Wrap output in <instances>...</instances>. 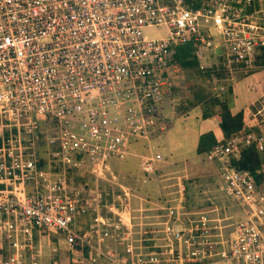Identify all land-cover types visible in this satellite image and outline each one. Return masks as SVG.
Here are the masks:
<instances>
[{
  "label": "built area",
  "instance_id": "obj_1",
  "mask_svg": "<svg viewBox=\"0 0 264 264\" xmlns=\"http://www.w3.org/2000/svg\"><path fill=\"white\" fill-rule=\"evenodd\" d=\"M157 26L167 34L143 35ZM186 43L198 56L220 52L227 72L251 68L264 51V0H0V264H37L41 231L60 235L73 263L87 254L111 264H264V174L229 161L243 145L263 151L262 134L204 153L235 218L215 205L189 210L179 198L132 234L127 188L111 197L117 211L100 194L107 161L132 155L135 141L146 149L142 172H155L174 107L165 106L180 70L174 57ZM176 186L183 190L179 178ZM105 238L121 252L104 250Z\"/></svg>",
  "mask_w": 264,
  "mask_h": 264
},
{
  "label": "rangeland",
  "instance_id": "obj_2",
  "mask_svg": "<svg viewBox=\"0 0 264 264\" xmlns=\"http://www.w3.org/2000/svg\"><path fill=\"white\" fill-rule=\"evenodd\" d=\"M142 32L146 37H159L167 34L163 26L145 28ZM189 45L190 44L186 43L177 48L180 51H185L188 49ZM190 52L192 53V51ZM216 54L217 55L212 54L209 49L202 50L199 56L195 53L198 67L201 66V68L199 67V73H197L194 68L186 67L173 74L176 85L174 89H172L171 97L172 95L177 97L174 101L175 107L180 103L184 104V101L188 100L199 103L198 106H195L199 107V109L195 108L196 110H191L187 116H178L174 118L173 121L169 118V131L172 133L175 132L176 134L178 130H183L184 127L195 129L197 126L196 120H198L201 115L202 105L208 108L209 102L213 98L244 105L248 109L249 115L252 113L251 110L253 108L263 104L264 65H257L254 63L251 68L237 69L233 67L231 68V72H225L218 62V55L220 52ZM212 65H215V69L211 68ZM186 107L189 108L192 106ZM249 117H251V115ZM257 117L261 118V115ZM251 118L254 119L256 117ZM166 131L163 133L161 141H163ZM187 136L190 137L191 135ZM164 142H167L166 138ZM164 142L159 145L158 153L160 154V159L154 164V173L145 174L142 172L140 165V157L142 154L140 153L139 156L136 155V161H134L135 159L130 160V157L125 160L126 162L129 160L128 163L131 165H134L136 162V168L132 169L133 173H124L121 169L123 165L121 164L122 162L112 157L110 160L108 159L109 162L107 161L108 170L105 173V177L99 178L97 181L100 184V194L101 196L103 194L104 201L106 199L105 202L110 201L111 197H115V194L119 193V186L127 188L130 201L129 207L131 215L134 218L131 221L132 234L138 230L139 222H144L149 219V217H147L148 215H146V210L145 212L142 211V209L146 208V206L142 204L143 198L146 197L145 195L149 196L148 198L154 199L156 202H167L170 204L168 202L170 198L169 195H163L162 193H167L169 188L176 187V178L181 180L183 190L179 193L182 200L185 201V206L189 210L203 209L210 205H215L220 207L218 216H231L235 218V208L218 190L217 164L210 163L203 158V155L196 154L193 140L188 141V138L181 140L183 145L182 150L184 152L181 158L182 160L171 157L170 151L173 150L170 147H166ZM134 144L131 146L132 148L144 145L142 142L141 145L139 141H135ZM262 168L264 170V163ZM75 178L77 177H74V179ZM165 204L161 206L164 207L166 206ZM106 205L109 206L108 204ZM104 209V206H100V213L101 211L104 212ZM139 211H142L141 214ZM85 217L88 218L87 216ZM262 230H264V227H262ZM64 257L66 261V253ZM65 261H62V264H66ZM211 264L229 263L213 262Z\"/></svg>",
  "mask_w": 264,
  "mask_h": 264
},
{
  "label": "crops",
  "instance_id": "obj_3",
  "mask_svg": "<svg viewBox=\"0 0 264 264\" xmlns=\"http://www.w3.org/2000/svg\"><path fill=\"white\" fill-rule=\"evenodd\" d=\"M171 80H172V89H174V86L176 85L175 84L174 75L171 78ZM176 99H177V97H174V95H172V100L170 102H169V99L166 100L165 101V106L168 105V104L174 105V101ZM229 104H230V112L231 113H235L238 110H242L243 115L245 117V120H246V122L248 124V127L254 126L257 130L253 131V132H255L257 134H262L264 136V121H263L264 120V114L261 116V118L257 117V116H260V115H257V114L255 115L254 114L255 111L257 110L256 108H259L260 106H258L256 108H253L251 110V112H252V113L250 112L251 113L250 114L251 117H256V118L253 119V118L249 117L250 115H249V112H248V109L246 108V106L241 105V104L236 103V102H230ZM263 104H264V102H263ZM178 105H182V104H178ZM177 106L175 107V105H174L173 110H170L169 108H167L165 110V113L167 115V119H166L167 121H169V118H171L172 121H173V119L178 117V116H187L191 112V110L192 111L196 110L195 108L199 109V107H194V108L193 107H189L188 108V107H184L182 105L183 107L182 106L180 107L181 110L177 111V109H176ZM250 107H249V110H250ZM196 121H197V126L195 127V129L194 128H189V127H184L183 130H178L176 132V134H175V132L172 133L171 131H169V125H168L167 131H166V135L164 136L163 141L160 140L158 142L157 148H156L155 151L156 152L159 151L158 150L159 149V145L163 144V142H164V140L166 138L167 142L166 143L164 142L165 146L166 147H170L173 150V151H170L171 152V157H174V158L176 157V158H179V160H182L181 158L183 157L182 155H183L184 152L182 150V146L183 145L181 143V140L184 139V138H188V141L193 140L194 144H195V147H196V142H197L198 136L200 134H202V133H205V132H211L213 134V136L215 137V139L217 140V143L224 141L222 139L221 131L219 130V127H218L219 117H218L217 114H213L212 116L207 117V118H201V116H200L198 118V120H196ZM248 131H252V130H248ZM192 134H194V135H192ZM187 135H191V136L188 137ZM240 135H242V134H236V135H233L231 137H235V136L239 137ZM133 144L134 143L129 145V149H130V151L133 154L132 155H128V156H126L125 158H123L121 160V162H122L121 164H123L121 169H122V171H124V173H128V174L133 173L132 169L136 168V162H135L134 165H131V164L128 163L129 160L127 162L125 161L126 158L129 159L128 157H130L131 158L130 160H134L135 159L134 161H136V155L139 156L140 153L141 154L146 153V149H145L144 145L141 144V142H140V144L142 145L141 147L138 146L136 148H132L131 146ZM136 144H134V145H136ZM133 147H135V146H133ZM195 147H194V150H195ZM204 153L203 154H198V155H201V156L203 155V158H204ZM260 154H261V157H262L261 170L264 171L263 168H262L263 167V163H264V150L261 151ZM208 162H210V161H208ZM212 163H215V162H212ZM176 182H177V178H176ZM176 187L169 188L167 193H165V192L162 193L163 195H166V194L169 195L170 198H169L168 202L170 204L175 203L179 198H181L180 195H179L178 188L176 189ZM145 196L146 197L143 198V203L142 204H144L146 206V208L142 209V211L145 212V210H146V215H148L147 217H149V219L145 220V221H150L151 222V221L156 219V216L159 213L160 208L163 207L161 205L165 204V203H166L165 205H168V203L167 202H161L160 203L158 201L156 202V201H154V199L148 198L149 196H147V195H145ZM105 201H106V199H105ZM183 203L185 204V201H183ZM104 204H105V206H107L106 204H108L109 206L113 205L114 207L112 209L114 211H117L116 209H119L118 208V204L116 202H114L113 204H110V201H107V202H104ZM142 211H139L140 214H141ZM105 212H106V214H105ZM101 215H103V216H111V218L114 217V214L108 212L106 210V207L104 209V212L101 211ZM236 216H239L237 212H236ZM133 219L134 218L131 215V211L128 210V212L124 214L123 223L129 224V222L131 223V221ZM87 222H88V218H86L85 216H81V215L78 216L77 223L82 228H85L87 226V224H88ZM262 227H264V223H263ZM136 231H138V230H136ZM133 236H135V234ZM91 241H93V238H91ZM33 244H34V247L32 249V253L36 254L35 259H36L37 264H48V263L49 264H62V261L63 262L65 261V257H64L65 253H66V261H65L66 264H111L104 257L96 258V260L94 262H90L88 260V258L86 257L87 254H84V259L81 262L73 263L71 261V258H70V253L67 250V247L63 243L62 237L60 235L55 234V233L41 231L40 233H38V234H36L34 236ZM103 247H104V250L109 249L110 251L119 252V253L122 250V244H121V242L118 239L117 240H112L111 238H105ZM64 250H65V252H64ZM23 255H24L25 258H28L29 250L24 251ZM105 260H107V261H105Z\"/></svg>",
  "mask_w": 264,
  "mask_h": 264
},
{
  "label": "trees",
  "instance_id": "obj_4",
  "mask_svg": "<svg viewBox=\"0 0 264 264\" xmlns=\"http://www.w3.org/2000/svg\"><path fill=\"white\" fill-rule=\"evenodd\" d=\"M188 46V45H187ZM195 47L190 46L185 51H180L178 48L176 49V54L174 57L175 62L179 65L180 69L182 68H194L197 73H199V67L197 64L196 56L194 53ZM192 51V53L190 52ZM218 62L222 69L227 72V70L222 65L221 57H218ZM254 63L259 65H264V51L261 56L254 57ZM213 69H215V65H212ZM217 73V72H215ZM224 73V72H223ZM208 74V72H207ZM212 75V74H211ZM183 104L186 106H198L199 103H195V101L185 100ZM181 104V103H180ZM182 105L177 106V111H180V107ZM201 118H207L212 116L213 114H217L219 117L218 127L222 134V139H228L236 134H244L248 130L256 131L257 129L254 126L248 127V124L245 120L242 110H238L235 113L230 112V104L226 100H221L218 98H213L209 102L208 108L202 105L201 107ZM258 109V108H256ZM255 109V110H256ZM217 140L213 136L211 132H205L198 136L195 152L197 154H203L204 152L211 149ZM230 165L234 168L247 170L254 174L255 178L260 179L263 176V172L261 170V162L262 157L260 152L256 150L253 144L243 145L239 148V150L230 157L229 159Z\"/></svg>",
  "mask_w": 264,
  "mask_h": 264
}]
</instances>
